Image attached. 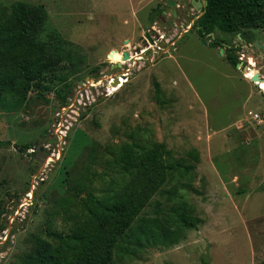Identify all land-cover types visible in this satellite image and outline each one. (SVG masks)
Listing matches in <instances>:
<instances>
[{
  "label": "rangeland",
  "instance_id": "1",
  "mask_svg": "<svg viewBox=\"0 0 264 264\" xmlns=\"http://www.w3.org/2000/svg\"><path fill=\"white\" fill-rule=\"evenodd\" d=\"M14 2L42 6L39 39L63 59L41 89L0 107V264H24L37 241L55 245L46 231L69 235L90 198L113 202L130 186L120 158L157 144L165 163L192 170L165 172L116 240L113 264L264 261V97L241 74L264 84V31L244 40L213 31L202 43L190 28L201 13L162 20L161 0L0 5ZM182 218L199 223L185 228Z\"/></svg>",
  "mask_w": 264,
  "mask_h": 264
},
{
  "label": "trees",
  "instance_id": "2",
  "mask_svg": "<svg viewBox=\"0 0 264 264\" xmlns=\"http://www.w3.org/2000/svg\"><path fill=\"white\" fill-rule=\"evenodd\" d=\"M202 14L191 27L200 42L213 31L230 35H243L249 30L264 31V0H203ZM160 12V11H159ZM46 21V13L40 5L14 2L0 5V107L11 98L22 101L32 89H41L44 76L57 70L63 57L51 50L39 39ZM213 40L209 47L220 46ZM225 61L232 67L238 63L232 49L225 48ZM248 79V70L243 74ZM254 85L262 93L264 84ZM24 145L21 150L29 149ZM161 144L139 152H129L120 158L130 174L129 189L112 200L100 202L90 198L87 214L81 224L69 235L46 231L55 245L37 241L34 256H27L24 264H113L112 250L116 240L126 230L146 201L158 190L165 172L192 167L163 161ZM185 228H193L199 220L180 219ZM206 264V263H204ZM259 264H264V261Z\"/></svg>",
  "mask_w": 264,
  "mask_h": 264
},
{
  "label": "water",
  "instance_id": "3",
  "mask_svg": "<svg viewBox=\"0 0 264 264\" xmlns=\"http://www.w3.org/2000/svg\"><path fill=\"white\" fill-rule=\"evenodd\" d=\"M190 2H191V5H192V9H193V10H199V9L201 8V5L203 6V8H204V6H205V1H203V0H202V3H200L199 0H191ZM165 5H166V7H168L169 12H170V15H171L173 18H175L176 15H175V12H174V6H175L174 1H173V0H165ZM161 14H164V11H161ZM194 20H195V19H194ZM194 20H193V21H194ZM193 21H192V22H193ZM150 34H153V31H151ZM144 38L150 41V39H149V35H148V34H145V35H144ZM220 53H222V50H220ZM121 57H122V60H124V61H127V60L130 59V58L128 57V54H127L125 51L122 53ZM114 67L117 68V69H119V68L121 67V65L117 63V64H114ZM235 68H236V69H239V66L236 65ZM241 74L243 75L244 72H241ZM249 81L252 82V83H254V82H255V83H260V82H262V79H261L260 77H258V75L255 73V74L249 79ZM116 84H117V80L114 79V81H113V83H112V86H114V85H116ZM262 96L264 97V92H262Z\"/></svg>",
  "mask_w": 264,
  "mask_h": 264
},
{
  "label": "flooded vegetation",
  "instance_id": "4",
  "mask_svg": "<svg viewBox=\"0 0 264 264\" xmlns=\"http://www.w3.org/2000/svg\"><path fill=\"white\" fill-rule=\"evenodd\" d=\"M161 1H163L164 6H166L165 5V0H161ZM173 1L175 3V6H174V12H175V15H176L175 18H179L181 16L182 12H184L185 15L188 14L189 11H196V13H201L202 14L203 6L201 5V8L199 10H193L191 2H190L191 0H187L185 5L183 4V0H173ZM199 1H200V3H202V0H199ZM175 8H176V11H175ZM164 13H167V17L172 18V16L169 13L168 7H167L166 11H164ZM161 15L162 14H161V11H160L159 12V17H161ZM162 20H165V18H162Z\"/></svg>",
  "mask_w": 264,
  "mask_h": 264
},
{
  "label": "built area",
  "instance_id": "5",
  "mask_svg": "<svg viewBox=\"0 0 264 264\" xmlns=\"http://www.w3.org/2000/svg\"><path fill=\"white\" fill-rule=\"evenodd\" d=\"M122 55V54H121ZM127 63V61L125 62ZM125 63H123L121 66H123ZM124 78V77H123ZM114 79L118 80L117 76H114V77H110L108 79V84H112ZM251 116V119L255 122L256 125H260L262 123V118L257 115V114H252L250 115Z\"/></svg>",
  "mask_w": 264,
  "mask_h": 264
},
{
  "label": "crops",
  "instance_id": "6",
  "mask_svg": "<svg viewBox=\"0 0 264 264\" xmlns=\"http://www.w3.org/2000/svg\"><path fill=\"white\" fill-rule=\"evenodd\" d=\"M131 2H132V0H130ZM131 13H133V7H132V11H131ZM170 13V12H169ZM161 17L162 18H166L167 17V13H164V14H162L161 15ZM173 18V17H172ZM195 19V18H194ZM134 21H135V17H134V19H133ZM193 22H191V24H192ZM191 24H190V26H191ZM145 51V49L144 50H141V54H143V52ZM252 114H256V113H251V112H249L248 113V115H249V117H250V120L252 121V122H254L252 119H251V116L250 115H252ZM262 118V117H261ZM254 124H255V122H254ZM262 124H263V121H262ZM256 125V124H255ZM261 125V124H260ZM260 125H256V126H260Z\"/></svg>",
  "mask_w": 264,
  "mask_h": 264
},
{
  "label": "bare ground",
  "instance_id": "7",
  "mask_svg": "<svg viewBox=\"0 0 264 264\" xmlns=\"http://www.w3.org/2000/svg\"><path fill=\"white\" fill-rule=\"evenodd\" d=\"M128 57H129V55H128ZM122 62H124V60H122V57H121V55H120V56L118 57V59H117V63L121 65ZM117 63H116V64H117ZM259 84H261V82H260ZM106 93H107V92H106ZM107 95H108V94H107Z\"/></svg>",
  "mask_w": 264,
  "mask_h": 264
}]
</instances>
